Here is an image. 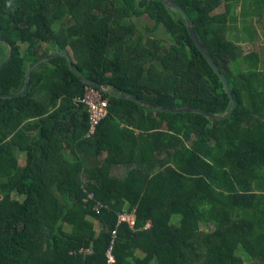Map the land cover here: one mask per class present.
Here are the masks:
<instances>
[{"label": "trees", "instance_id": "obj_1", "mask_svg": "<svg viewBox=\"0 0 264 264\" xmlns=\"http://www.w3.org/2000/svg\"><path fill=\"white\" fill-rule=\"evenodd\" d=\"M173 1L230 84L226 119L120 97L231 109L184 16L162 0H0V41L14 50L0 95L21 92L29 67L60 51L77 72L65 56L43 60L23 95L0 98V264H108L114 231L115 264H246L239 248L264 264V45L243 49L264 36V0ZM83 79L109 102L93 133ZM132 211L135 228L119 225Z\"/></svg>", "mask_w": 264, "mask_h": 264}, {"label": "water", "instance_id": "obj_2", "mask_svg": "<svg viewBox=\"0 0 264 264\" xmlns=\"http://www.w3.org/2000/svg\"><path fill=\"white\" fill-rule=\"evenodd\" d=\"M163 3L168 6V7H171V8H174L176 9L177 11H179L185 18L186 22H187V27H188V30H189V33L191 35V38L193 39L195 45L197 46V48L199 49V51L202 53V55L204 56V58L207 60V62L211 65V67L214 69V71L217 73V75L220 77V79L222 80L223 84L225 85V88H226V91L231 99V103H232V106H231V109L228 113L224 114V115H212L206 111H203L201 109H197V108H193V107H187V108H180V109H168V108H162V107H158V106H154L142 99H139L135 96H131V95H127V94H124V95H121L120 97L122 98H126V99H130V100H133V101H136L137 103L145 106V107H148L152 110H155V111H160V112H169V113H189V112H194V113H200V114H204L206 115L207 117L211 118V119H214V120H222V119H226L228 117H230L232 115V113L234 112L235 108H236V101L233 97V93H232V90H231V87H230V84L227 80V78L225 77V75L221 72L220 68L218 67V65L214 62V60L212 59V57L210 56V54L207 52V50L204 48V46L202 45V43L200 42V40L198 39V36L195 32V29H194V26H193V23L190 19V17L188 16V14L176 3L174 2L173 0H162ZM2 44H7V42L5 41H0V45ZM8 47H9V54H8V57L7 59L0 64V68L4 67L12 58L13 56V46L11 44H7ZM57 56H65L67 59H68V63H69V66L71 68V70L74 72V73H77L76 70H75V67H74V63L68 53V51H60V52H57L53 55H50V56H47V57H44L42 59H39L37 60L36 62H34L28 69L27 71V80H26V84H25V87L24 89L17 93V94H9V95H0V98H13V97H18V96H21L23 95L29 88V84H30V78H31V71L39 64L41 63L43 60H47V59H51V58H54V57H57ZM85 84H88V85H91L93 87H96L98 89H103L104 87L103 86H100L92 81H89V80H85L83 79L82 80Z\"/></svg>", "mask_w": 264, "mask_h": 264}, {"label": "built area", "instance_id": "obj_3", "mask_svg": "<svg viewBox=\"0 0 264 264\" xmlns=\"http://www.w3.org/2000/svg\"><path fill=\"white\" fill-rule=\"evenodd\" d=\"M105 92V88L98 89L87 84L85 85L81 98L79 99V102L83 104L85 110L88 113L90 133H93L96 126L99 125L100 121L106 118V116L108 115L109 102L108 99H106L103 95ZM91 198H93V195H91ZM104 207L105 205H103L102 203H98V205L96 206V210L100 211ZM124 223L129 224L131 228H135L137 224L136 212L132 211L120 214L119 225H122ZM151 225L152 224L149 223L147 225V228H150ZM116 235L117 231H114V240L112 242L111 248L107 253L108 264L116 263V257L113 253Z\"/></svg>", "mask_w": 264, "mask_h": 264}, {"label": "rangeland", "instance_id": "obj_4", "mask_svg": "<svg viewBox=\"0 0 264 264\" xmlns=\"http://www.w3.org/2000/svg\"><path fill=\"white\" fill-rule=\"evenodd\" d=\"M248 7H249V5H246V4L244 5L242 2L240 3V6L239 7H236L235 15H236V17H238V26L240 24H242L240 22V19H243V16L241 15V13H243V14L246 13L248 11V9H249ZM217 11L218 12H223L224 11V3L220 6V8ZM137 23H140V25L146 24V23L149 24L150 26H153L154 25V23L151 20H149L148 18H146V17L137 19ZM156 36L167 38V35H166L165 30H164L163 27H160V29L157 32ZM231 36L234 39L236 37V32L233 31L231 33ZM261 44L264 45V36L263 35H261V41L260 42H257V43H248V42L243 43L244 52H249V51H252V50L257 51L259 49V46ZM121 173H123V172H121ZM178 221H179V217L178 216H175L172 219V222H174L175 224H177ZM210 226L213 227L212 225H210ZM205 229H206L205 226H202V230H205ZM237 254H238V256H240L245 261L246 264L253 263V261L249 258V256L241 248L238 249Z\"/></svg>", "mask_w": 264, "mask_h": 264}, {"label": "crops", "instance_id": "obj_5", "mask_svg": "<svg viewBox=\"0 0 264 264\" xmlns=\"http://www.w3.org/2000/svg\"><path fill=\"white\" fill-rule=\"evenodd\" d=\"M34 134L36 135V132H34ZM76 153L78 154L77 151H76ZM65 154H66V156H67L69 159L75 157V154L72 153L70 149H69ZM20 163H21V165L26 164V156H25V155H22V156L20 157ZM127 171H128L127 168H124V167H118L117 169L114 170L113 175H116V174H117L116 176H118V177H120V178H123V177H125ZM121 172H123V173H121Z\"/></svg>", "mask_w": 264, "mask_h": 264}]
</instances>
